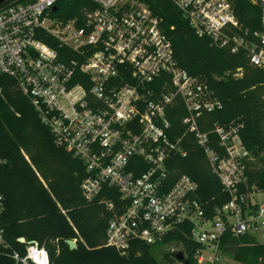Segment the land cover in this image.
Instances as JSON below:
<instances>
[{
  "label": "built area",
  "instance_id": "2783aa9c",
  "mask_svg": "<svg viewBox=\"0 0 264 264\" xmlns=\"http://www.w3.org/2000/svg\"><path fill=\"white\" fill-rule=\"evenodd\" d=\"M60 1L8 0L0 5V79L13 81L54 144L82 162L87 176L80 190L86 202L103 190L115 193L100 197L111 213L107 247L125 256L134 243L158 245L189 228L190 239L199 246L195 263L223 264L227 235H256L264 227V202H254V190L241 192L250 153L239 126L215 125L211 133L221 153L211 149L196 118L220 104L207 86L178 66L162 18L145 0H87L79 16L68 21L55 16ZM169 1L198 37L232 53L244 49L250 64L264 70V0H246L259 9V29L253 30L242 28L236 17L239 0ZM44 36L71 50V56L61 58L42 41ZM159 80L162 91L156 94L150 85ZM177 97L186 110L181 120L185 133L193 135L229 197L212 217L198 199L194 180L181 175L172 182L169 176L167 162L186 155L182 137L172 141L168 136L166 108ZM134 159L145 171L136 172ZM4 163L0 153V168ZM4 203L0 192V217ZM13 259L49 264L46 250L32 242L26 243L23 257L14 253Z\"/></svg>",
  "mask_w": 264,
  "mask_h": 264
},
{
  "label": "trees",
  "instance_id": "16d2710c",
  "mask_svg": "<svg viewBox=\"0 0 264 264\" xmlns=\"http://www.w3.org/2000/svg\"><path fill=\"white\" fill-rule=\"evenodd\" d=\"M145 1L162 18L178 66L207 86L220 104L219 108L202 112L196 118L200 132L208 134L211 149L221 153L217 136L211 133L214 126H239L243 146L262 163V168L247 163L246 182L241 192H251L252 188L264 192V70L250 64L244 49L232 53L228 47L212 44L207 37H198L169 0ZM88 4L87 0H62L57 3L55 16L68 21L79 16V9ZM235 14L242 28L259 29V9L246 0L237 2ZM234 32L241 35L242 29ZM42 41L61 58L72 54L52 37L44 36ZM237 73L240 75L235 76ZM74 82L85 85L78 79ZM161 87L162 80L150 85L156 94L162 91ZM0 88V153L5 161L0 168V192L5 200L0 217L4 229L0 264H19L13 254L23 257L27 242L44 248L49 264H158L154 249L174 245L182 247L178 253H182L186 264H196L194 254L199 246L190 239L189 228L184 233L172 234L158 245L134 243L125 256L107 247L105 230L111 213L100 197H115V193L111 195V191L103 190L94 201L86 202L80 190L87 176L82 162L54 144L49 130L15 90L12 80L1 78ZM185 116L184 104L177 97L166 108L170 123L168 136L172 141L182 137L180 146L186 155L173 156L167 162V169L172 182L186 175L197 183L198 199L205 205L208 217H212L215 208L226 203L229 197L193 135L185 133L181 124ZM134 160L136 172L145 171V165ZM67 240L75 241L76 249L70 250ZM222 252L232 255L239 264H264V244L258 243L253 235L238 238L227 235ZM178 253L171 254L181 263ZM169 254L165 253L163 259L172 262Z\"/></svg>",
  "mask_w": 264,
  "mask_h": 264
},
{
  "label": "rangeland",
  "instance_id": "374dc122",
  "mask_svg": "<svg viewBox=\"0 0 264 264\" xmlns=\"http://www.w3.org/2000/svg\"><path fill=\"white\" fill-rule=\"evenodd\" d=\"M250 165L256 166V168H262V163L258 160H256L255 158L252 157V155H250V159L247 162ZM254 190V195H252L254 202H264V192H261L260 190H256L255 188H252L250 191ZM256 240L258 243L260 244H264V227H259L258 230L256 231ZM182 251V247L180 245H174V246H170V247H166V246H158L154 249L153 251V255L156 258L158 264H183L182 262H177L175 261L174 257L172 256L171 253H178ZM167 253L169 254L168 257L170 259H172V262L169 261H165L163 258L164 254ZM223 264H239L237 262H235L232 259V255L229 254H224L223 256Z\"/></svg>",
  "mask_w": 264,
  "mask_h": 264
},
{
  "label": "water",
  "instance_id": "95a60500",
  "mask_svg": "<svg viewBox=\"0 0 264 264\" xmlns=\"http://www.w3.org/2000/svg\"><path fill=\"white\" fill-rule=\"evenodd\" d=\"M6 1H8V0H0V5L3 4V3H5ZM55 9H56V8H54V10H55ZM18 241H19L20 243H24V239H23V238H19ZM65 243L68 245V247H69L70 250L76 249V242H75V241L67 240V241H65ZM177 259H178L179 261H182L183 264H186V263L183 261L184 258H183L182 253H178V254H177Z\"/></svg>",
  "mask_w": 264,
  "mask_h": 264
},
{
  "label": "crops",
  "instance_id": "0c3cea01",
  "mask_svg": "<svg viewBox=\"0 0 264 264\" xmlns=\"http://www.w3.org/2000/svg\"><path fill=\"white\" fill-rule=\"evenodd\" d=\"M254 237H255V239H256V235H253Z\"/></svg>",
  "mask_w": 264,
  "mask_h": 264
}]
</instances>
